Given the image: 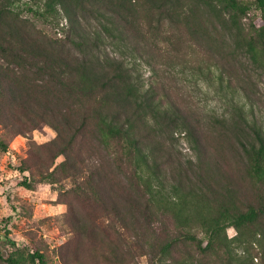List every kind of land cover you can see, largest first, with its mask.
Returning a JSON list of instances; mask_svg holds the SVG:
<instances>
[{
    "label": "rangeland",
    "instance_id": "374dc122",
    "mask_svg": "<svg viewBox=\"0 0 264 264\" xmlns=\"http://www.w3.org/2000/svg\"><path fill=\"white\" fill-rule=\"evenodd\" d=\"M239 1L249 11L236 27L221 6L209 8L204 0H98L95 6L118 11L130 23L127 36L140 56L131 57L125 39L119 51L109 44L94 51L130 63L134 78L178 109L199 134L203 169L218 185L230 182L243 203L264 209V189L248 177L241 147L243 131L253 125L264 130V71L246 51L264 22V9L256 0ZM35 9L28 0H0V43L21 49L23 36L64 60H80L70 44L78 40L73 29L92 31L97 14L70 6L68 15L60 10L53 21H44ZM44 66L29 55L18 60L0 54V68H8L35 111L13 110L19 135L0 125V141L7 146L0 150V264H11L9 257L26 264L34 250L46 264H154L162 225L146 224L132 205L133 187L96 141L93 127L81 132L71 152L53 154L54 126L64 116L79 121L83 103L50 80ZM144 135L160 143L156 152L167 172L194 181L197 155L185 132L159 136L151 129ZM249 230L264 235V216ZM226 235L236 232L229 228ZM258 240L253 264H264V240ZM191 255L196 257L192 247L176 246L179 260ZM201 263L220 264L212 257Z\"/></svg>",
    "mask_w": 264,
    "mask_h": 264
},
{
    "label": "trees",
    "instance_id": "16d2710c",
    "mask_svg": "<svg viewBox=\"0 0 264 264\" xmlns=\"http://www.w3.org/2000/svg\"><path fill=\"white\" fill-rule=\"evenodd\" d=\"M28 1L36 7L31 10L33 14L44 21H53L60 10L68 15L70 6L77 10L90 7L91 12L97 14V26L92 31L84 33L73 29L78 40L74 38L70 44L81 53L80 60H64L28 43L23 36H18L21 49L11 43H0L2 55L18 60L29 55L42 60L50 80L68 97L83 103L79 121L64 116L60 126H54L56 140L49 144L54 149L53 154L63 156L71 152L81 132L89 125L93 127L96 141L111 157L118 173L132 185V205L141 211L146 224L162 225L163 236L155 249L157 260L154 264H202L201 261L209 257L220 264H253L256 258L252 252L254 244H259L261 236L264 240V235L251 232L249 228L260 222L264 209L243 203L240 192L230 182L218 185L211 172L203 169L199 134L178 109L163 104L162 98L156 97L152 89L143 87L138 78H134L133 67L128 66L130 63L107 53L99 57L94 51L99 53L105 44L119 51L126 47L122 43L129 40L127 50L131 57L136 53L140 56L138 45L132 44L127 36L130 23L124 21L118 11H109L101 4L95 6L98 0ZM204 3L209 8L221 6L236 27L238 19L249 11V6L239 0H204ZM256 3L264 9V0H256ZM246 46L252 63L264 71V22ZM26 103V96L9 76L8 68H0V125L8 133L19 135L22 132L14 122L13 110L21 107L26 113H35ZM241 121L246 124L245 118ZM151 129L159 136L169 132L187 134L197 155L194 181L183 178L181 172L170 174L164 169L156 152L161 150L160 143L149 141L144 135ZM243 134L241 147L248 164L247 175L264 189V130L253 125L250 132L243 131ZM0 150L7 151L2 141ZM229 228L236 232L230 238L226 235ZM178 244L192 247L196 257L191 255L179 260L175 256ZM7 261L20 264L11 257ZM26 264L46 263L43 255L34 250Z\"/></svg>",
    "mask_w": 264,
    "mask_h": 264
}]
</instances>
